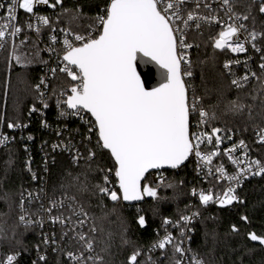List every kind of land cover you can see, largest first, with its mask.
Wrapping results in <instances>:
<instances>
[{"label": "trees", "instance_id": "16d2710c", "mask_svg": "<svg viewBox=\"0 0 264 264\" xmlns=\"http://www.w3.org/2000/svg\"><path fill=\"white\" fill-rule=\"evenodd\" d=\"M107 4L108 0H64L62 5L57 6L56 24L73 32H87L93 18L104 14L102 9ZM64 8L72 11L65 14ZM77 8L81 10V15L73 20L72 14ZM233 9L242 19L248 33H264V13L259 11V1L235 0ZM244 16L248 19H243ZM217 32V29L209 28L202 34L191 35L196 47L191 53L189 70L192 75L187 80L190 95L199 98L200 107L210 117L215 114V119L207 123L211 128L233 132L236 138L248 143L254 156L261 158L264 156V146L257 145L252 137L255 129L264 127L261 86L256 82L239 88L231 86L222 69L227 54L213 48V38ZM256 42L264 46V36H259ZM14 44L15 55L21 57L20 63L15 60L13 47L0 53V132L13 138L0 150L2 251L21 252L28 259L24 264H69L60 254H49L42 262L31 260L35 248L41 245L38 231L18 225L16 204L31 184L24 171L25 159L30 156L39 176L44 149L50 152V143L65 140L67 132H75L81 148L85 149V146L95 152V156L91 160L74 164L62 152L52 154L46 179L49 197H75L73 202L83 206L95 228L91 240L98 257H102L99 264H128L129 256L136 250L141 252L138 264H173L176 252L172 246L163 250L151 249L150 246L158 239L165 218L178 220L188 211L189 189L193 181L189 164L180 167L177 172H168L167 181L158 189V198L150 197L137 206L129 207L122 204L121 200L113 202L98 194L95 185L102 184L103 177L99 169H112V180L116 182L113 160L108 152L97 146L96 134L84 142L87 132L78 123L57 119L56 107L52 102L45 112L48 131L41 128L39 117L28 116L36 102L33 86L46 65V59L28 32H23ZM261 77L264 79V72ZM70 83L66 76H54L49 84L50 97L54 99ZM233 101L244 104V109L230 111ZM8 123L19 124L21 127L27 125V129H21L18 136L7 127ZM66 126L69 131L63 130ZM58 128L62 130L60 135L56 132ZM76 128L79 130L75 131ZM26 136L33 139L27 140ZM143 183H147V177ZM167 184L172 187H165ZM240 196L242 202L231 206L198 207L199 218L194 224L191 248L204 264H264V245L249 239L250 233L264 236V175L248 180ZM141 215L145 217L144 227H140L137 222ZM242 217H247V220ZM233 225L238 231L232 230Z\"/></svg>", "mask_w": 264, "mask_h": 264}, {"label": "snow or ice", "instance_id": "6c2138e0", "mask_svg": "<svg viewBox=\"0 0 264 264\" xmlns=\"http://www.w3.org/2000/svg\"><path fill=\"white\" fill-rule=\"evenodd\" d=\"M188 0H109L103 11V15H97L89 25L87 34L73 32L71 29H61L64 33L63 55L61 60L63 66L59 71L70 78V85L61 89L57 98V107L66 106L60 111V115L67 114L79 116L86 124H90L89 132L93 128L97 131V146L110 152L115 162L114 175L118 181V190L111 186L109 174L112 169H99L103 172V183L96 184L95 188L98 194L108 197L111 201H140L145 197L153 199L158 198V189L163 184V179L155 187L148 183H143L146 179V173L150 169H160L164 166L173 169L178 168L189 155L195 154L196 157L206 164L212 163V158L219 153L212 151L208 154H202L200 145L205 141L209 144L215 138L216 145L222 142L218 133L219 128H212L211 134L207 132L189 131L190 114L198 111L200 124H207L210 119H215L213 113H209L203 108H198L199 98L189 99L188 89L185 85L184 77H190V70L182 71V63L189 65L190 61L186 54L179 49L191 48L193 45L185 42L186 32L189 28V22L196 21V28H200V21L208 24L216 23L220 25V31L217 37H214V47L224 50L230 49L232 53H244L247 51L245 43L254 42L264 33L252 31L248 37L241 41L239 33L245 26L235 23L225 24L216 16H201L196 14L195 9L189 11L186 18L182 14L183 8ZM64 3V0H10L5 5L0 3V9H5V15L0 17V49L4 48L10 38L16 37L21 31V27L15 24L17 19V10L22 9L26 13L32 14L38 25H50V20L46 16L35 14V8L41 5L56 9ZM224 5H230V0H222ZM200 0H196V7L199 8ZM210 7V5H205ZM72 10L64 8L63 12L68 14ZM228 11L232 9L229 6ZM259 11L264 13V0H261ZM81 15L79 8L75 9L72 19L75 20ZM231 19V17H230ZM243 19H248L244 16ZM177 21L183 25L177 24ZM27 27L33 29V24L28 23ZM39 31V27L35 28ZM55 29H53L54 31ZM69 36L72 39H69ZM53 43L57 38L51 37ZM21 43H24L21 41ZM13 55L17 63L21 62V57L15 55L16 45L13 43ZM252 48L260 52L261 49L255 43ZM55 51V49H50ZM148 60H144V58ZM264 61V55L261 56ZM155 62L165 70L164 80L158 87L148 89L146 87L147 78L151 76V69L145 73V79H141V73L138 72L140 62ZM233 61H226L225 69H230ZM239 63V61H235ZM264 70V63L259 65ZM55 76L56 69H52ZM252 76H256L252 73ZM248 75H244L240 80L233 79L232 83L237 87H243L242 81H247ZM41 84H45L44 78H41ZM45 87L47 85L45 84ZM39 91L40 85H36ZM41 96L43 93L41 92ZM44 108L48 107L44 103ZM244 104L232 102L230 111H242ZM67 110H71L68 112ZM35 106L31 112H36ZM30 112V114H31ZM85 114H90L93 119H86ZM44 127L47 124L44 123ZM9 129L21 127L19 124L8 123ZM27 127V125H23ZM231 137H229L230 139ZM258 142L264 143V129L257 131ZM9 137L0 132V145L9 142ZM29 140L33 137L29 136ZM90 140L91 137H88ZM60 145L53 144V150ZM239 147L245 148L247 155V146L241 140ZM236 150L234 146L227 149L226 154L230 160L233 159L231 153ZM95 152L89 150L88 159L91 160ZM79 154L74 159H79ZM234 163L238 161L233 160ZM256 171L252 172V166ZM29 171L31 169L29 168ZM211 172V169H210ZM221 176L224 174L223 166L216 168ZM251 173L252 175H264V165L259 160L248 162V167L241 169L240 173L228 177L230 181L240 183L242 175ZM35 179V174H33ZM165 187H172L171 184ZM193 190V195H196ZM31 195V194H29ZM66 199L75 201V197H66ZM199 199L203 205H207L214 200V196L209 191L205 194L199 193ZM215 200L221 206L230 205L233 202H242L235 194V188L229 186L222 194H217ZM65 208V200H52L46 211L50 214L49 219L53 224H60L62 227L69 225L68 230L63 232L62 239L67 237L69 232L73 233L71 237L74 240L83 242L86 250H91L93 243L87 239V235L77 232V227H82L88 217V213L83 206L74 207L72 203L67 204L69 215L63 211L60 214L52 216L53 209ZM198 215V213H193ZM84 217L73 221L72 217ZM25 221V216L19 218ZM191 216L182 215L180 221L190 222ZM247 220V217H242ZM180 221L174 224L179 226ZM138 224L141 227L146 225L145 217H138ZM27 224L33 221H26ZM164 225L172 224V221L165 218ZM42 226V224H41ZM232 230L238 231L235 225ZM95 231V228H92ZM183 235V231H181ZM249 238L252 241H259L264 245V236H258L250 233ZM173 236L166 233L161 239L153 244V248L165 249L167 245L173 244ZM55 243V240H52ZM44 243H49V238L44 237ZM174 251L183 254V249L179 244H173ZM67 257L73 264H86L87 260L93 259L91 256L85 258L83 252L76 255L69 251ZM141 256L140 250L134 251L128 258V264H138V257ZM16 255H8L3 264H14ZM41 261L46 259L45 256L39 257ZM102 260V257H98ZM151 261V257L148 258ZM35 264V262H33ZM176 264H181L178 260ZM193 264H203L202 261L194 258Z\"/></svg>", "mask_w": 264, "mask_h": 264}, {"label": "built area", "instance_id": "2783aa9c", "mask_svg": "<svg viewBox=\"0 0 264 264\" xmlns=\"http://www.w3.org/2000/svg\"><path fill=\"white\" fill-rule=\"evenodd\" d=\"M9 2L10 0H0V3H4L5 5H7ZM50 2H52V0H50ZM234 2L235 0H230V5L226 6L222 3V0H200L199 8H197L196 0H188V2L182 6L183 8L182 14L186 18L187 13L195 9L196 14L198 15L216 16L220 20H222L225 24L235 23L237 26H239L240 24H243V21L234 12V9H233ZM206 4L210 5V7H205ZM229 6L232 9L231 12L228 11ZM57 8L52 9L44 5H41L35 8L36 15L46 16L49 18L50 25L48 26L38 25V22L35 20L32 14L26 13L22 9H18L17 19L15 21V24L21 27L22 31L16 37L10 38L8 40V43L5 44L4 48L0 49V53L5 50L6 46H8L11 43H14V41L18 39L22 35L23 32H28L34 38L35 42L39 45L41 49L42 55L46 59V65L43 67L42 73L40 74L37 82L33 86V90L36 94V102H35V105L33 106H35L37 111L31 112V109L33 108L32 106L28 112V116L30 117L34 115V116L39 117L41 119V123H40L41 128L48 131L49 130L48 124H47V127H44L43 125L44 123H46L45 122V112L47 111L50 102H52V104H54V106L56 107L55 117L57 119L64 120L66 122H73V123L76 122L78 123V125H80L83 128V130H86L87 137H84V140H85L84 142H86L89 140L88 137H92L93 134H96L98 138L97 131L93 128V130L89 132V128L91 127V125L86 124L83 120L80 119L79 116H73L70 114L61 116L60 111L64 109L66 106L61 105V107L58 108L57 98L59 97V94L55 96L54 99H52L50 97L51 95L49 94L50 80H52L54 77L51 70L56 69L55 76L56 75L66 76L65 74L59 71V68L63 66V62L61 60V57L63 55V43L62 42H63V39L65 38L64 33L61 31V29H66V28L56 24ZM4 15H5V9H0V17H3ZM28 23L33 24L34 26L33 29H29L27 27ZM177 24H180V22L177 21ZM189 25H190L189 28L185 30L186 32L185 42L188 44H192L193 46L187 49L178 48V52L183 51L186 54L187 59L191 62V53H192V50L196 47V45L192 41L191 35L202 34L206 29H209V28H215L218 30V33H219L220 25L216 23L208 24L204 21H200L201 26L199 29L196 28V21L189 22ZM37 26L39 27V31L35 30ZM180 26L183 27L182 24H180ZM53 29L55 30L53 31ZM87 32H84L81 34H87ZM218 33H217V36H218ZM248 34L249 33L246 31L245 28L241 29L239 33V37L241 41H244V39L248 37ZM52 36H55L57 38L56 43L52 42L51 40ZM69 39H72V37L69 36ZM252 43H255L257 47L261 49V51L260 52L255 51V49L252 48ZM245 47L247 51L244 53H232L230 49H224L223 51L227 54V59L223 62L222 69L224 73L226 74V76L228 77L231 86L235 88H239L232 83L233 79L240 80V78L243 77L244 75H248L249 79L246 82L241 80V83L243 84V86L256 82V83H259V85L262 87V90H263V80L261 78V75L264 72V70H261L259 65L261 63H264V61L261 60V56L264 55V46L260 42L254 41L250 43H245ZM213 48L215 50H220L214 47V42H213ZM50 49H55V51H50ZM226 61H233V63L230 65V69L224 68V64ZM235 61H239V63H235ZM189 68H190V64L185 65L182 63V71L189 70ZM252 73H255L256 76H252ZM41 78H44L45 84L47 85V87H45V84L40 83ZM188 78L189 77H184L185 85L187 89H188V86H187ZM36 85H40L39 91L37 90ZM41 92L43 93V96H41ZM262 92H263L262 94H264V90ZM188 95H189V99L191 100L193 95H190L189 89H188ZM59 98L63 99L62 97H59ZM44 103L48 104L47 108H44L43 106ZM198 108H201L200 101H199ZM67 111L70 112L71 110H67ZM85 118L92 119L88 114H85ZM199 120H200V117H199L198 111L196 113L190 114V118H189L190 133L191 132H196V133L207 132L211 134L212 128L208 124H200L199 126H197ZM63 128H64L63 130L65 131L68 130L67 126ZM21 129L25 130L27 128L22 126V127H17L11 130L15 132L18 136H20L19 131ZM77 129L79 130V128H76L75 131H78ZM258 129H264V127L257 128L253 131V134H252L253 140L257 145L264 146V143L258 142V138H257ZM56 132H57V135H60L62 133L61 128H58ZM75 135H76L75 132H67L65 140H59V141L54 140L52 143H50L49 145L50 152H47L46 149H44L43 154H42V163L40 164L42 168V172L39 176L36 172V169L32 165L30 156H28L24 161V171L26 172L28 178L30 179L31 184H30V187L27 188L19 197V200L16 204V214H17V223L19 226L25 227V228H34L38 231L37 237L40 240L41 245L40 247L38 246L35 248V251L32 254L33 256L30 257L31 260L33 259L35 261L42 262L39 259L41 255L47 258L49 254H60L64 257V259L69 264H73V262L70 261L66 255L67 252L71 251L76 255H80V253L83 252V255L85 258L91 256L93 259L87 260L86 264H99L100 262V260L97 259L98 255L94 249V246L92 247L90 251L86 250L84 248L83 242H80V241H77L71 238L73 236V233L69 232L68 236L62 239L61 238L62 234L63 232L68 230L69 225H65L62 227L58 223L53 224L51 220L49 219L50 214L46 211V209L50 206V202L52 200H56V201L65 200V208L53 209L51 213L52 216L60 214L61 211H63L66 216L69 215L70 213L68 212V209H67L68 203H72L74 207H79L72 200L66 199V196H64L63 198H57V199L50 198L46 190V179L48 175L49 163L51 162L50 160H52V157H51L52 154H54L55 152H62L66 154L74 164L83 162L84 160L88 159V154H89L88 148H86L85 146H84L85 149L81 148V145L79 144L80 141L77 142L78 137ZM218 135H220L222 138V142L219 144V146L216 145L215 138H213V141L211 144L205 141L204 143L200 145V151L202 154H208V153H211L212 151H217L219 153L218 155L212 158V163L210 165L200 160V158L196 157L194 153L189 155L186 162L182 165L184 166L185 164H189L192 170V174H193L192 186L189 189V202L187 205L188 211L187 213L184 214L185 216H191L192 217L191 221L185 223L183 221H180V218L178 220L169 219L172 221V224L164 225L162 223V228H161L162 231L158 239L155 241L157 242L166 233L172 234L174 238L173 244H179V246L183 249V254L176 252V259L173 264H176V261L178 260L181 262V264H193L194 258L196 260L202 261V259L199 258L192 251V248H191V239L194 235V224L199 218V212H198L199 206H205V207L221 206L218 203V201L215 200V196L217 194H222L224 191L227 190L229 186H232L235 188V194L239 197V200L242 201L240 192L242 188L244 187L245 183L250 179L263 176V175H252L251 173L246 174V176L242 175L240 178L239 185H237L235 181H230L228 177L237 175L238 173H240L241 169L247 168L249 161L259 160L261 164L264 165V156L261 158L254 156L251 152V148L248 145V143H246L243 140L245 145L247 146V155H245V148L239 147L241 140L236 138V136L231 131L226 132L221 129V132L218 133ZM8 137L10 139L7 144H9L13 140L12 136H8ZM28 137L29 136H26L25 138L28 140ZM229 137L231 138L229 139ZM7 144L0 145V150L3 147H5ZM53 144L60 145V147H58L56 150H53L52 148ZM234 146L236 147V150L231 153L233 159L230 160L225 150L231 149ZM78 154L80 158L74 159V157H76ZM233 160L238 161V163H234ZM220 166H223V169H224L223 176H221L219 172H216V168ZM180 167L175 168L173 170H159V171L151 172L147 174L146 176L147 183L155 187L157 183H159L161 179H163V184H164L169 177L168 172L170 171L177 172V170ZM29 168L31 169V171H29ZM107 169L109 168H105L104 170H107ZM210 169H211V172H210ZM256 170H257L256 167L253 165L252 172H255ZM33 174H35V179H33ZM112 175L113 173L111 172L109 174V180H110L111 186L118 190L117 180L116 182H113ZM102 183H103V177H102ZM194 189L196 190V193H197L196 195H193ZM201 191H203L205 194L211 191V193L214 196V200L209 202L207 205H203L199 199V193ZM236 203H240V202H233L232 204L225 205L223 207L231 206ZM132 206H137V205H131L129 207H132ZM193 213H198V215H193ZM21 215L25 216L24 222H22L19 219ZM83 218L84 217H75V216L72 217L73 221H76L78 219H83ZM28 220L33 221V223L27 224L26 221ZM177 221H180V224L179 226L174 227L173 225L176 224ZM92 228L94 227L92 225V221L90 217L88 216L86 223L82 227H77L76 231L85 233L87 235V239L91 240V237L94 234V232L92 231ZM181 231H183V235L181 234ZM45 236L49 238L48 244L44 243ZM53 239L55 240V243L52 242ZM153 244L150 246V248L156 249L152 247ZM173 244L167 245L166 248L168 246L173 247ZM8 255L17 256V259L16 261H14V264H24V262H27L28 260L23 256L21 252L6 253L2 251V249L0 248V264H3V262L6 260ZM145 255H147V253H145ZM76 264H79V262H76ZM153 264H156V262H154Z\"/></svg>", "mask_w": 264, "mask_h": 264}, {"label": "water", "instance_id": "95a60500", "mask_svg": "<svg viewBox=\"0 0 264 264\" xmlns=\"http://www.w3.org/2000/svg\"><path fill=\"white\" fill-rule=\"evenodd\" d=\"M259 1V0H257ZM144 60H148V58H144ZM149 69H151V76L147 78V83H146V87L148 89H152L154 87H158L161 82L164 80V77H165V70L162 69L159 65H157L155 62H152V61H149L147 63H144V62H140L139 63V67H138V72L141 73V79L144 80L145 79V76L144 74L145 73H148ZM90 116V114H88ZM93 119V118H92ZM106 152H108L107 150H105ZM110 157H111V154L110 152H108ZM111 159L113 160V163L115 165V162H114V159L111 157ZM186 162V160L184 161V163ZM183 163V164H184ZM183 164H181L180 166H182ZM179 166V167H180ZM159 170H173V168L171 167H168V166H164L160 169H150L148 173H146V176L147 174L151 173V172H154V171H159ZM117 180V178H116ZM118 183V181H117ZM142 184H143V181H142ZM150 199V197H145L143 200H140V201H123L121 199V202L122 204L124 205H138V204H141L143 203L144 201ZM250 239V238H249ZM251 242L253 243H258L259 244V241H252L250 240Z\"/></svg>", "mask_w": 264, "mask_h": 264}, {"label": "rangeland", "instance_id": "374dc122", "mask_svg": "<svg viewBox=\"0 0 264 264\" xmlns=\"http://www.w3.org/2000/svg\"><path fill=\"white\" fill-rule=\"evenodd\" d=\"M260 3H261V0L259 1V7H260ZM261 13V12H260ZM218 33V32H217ZM12 46H13V43H11V44H9L8 46H6V48H5V50H8V49H11L12 48ZM262 78V77H261ZM263 80V90H264V79H262ZM261 90H262V87H261ZM262 90V91H263ZM263 93V92H262ZM263 95V97H264V94H262Z\"/></svg>", "mask_w": 264, "mask_h": 264}]
</instances>
